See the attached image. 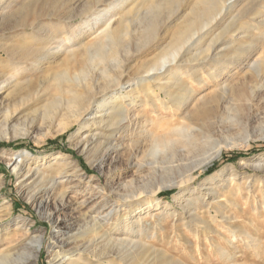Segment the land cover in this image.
Masks as SVG:
<instances>
[{"label":"rangeland","instance_id":"obj_1","mask_svg":"<svg viewBox=\"0 0 264 264\" xmlns=\"http://www.w3.org/2000/svg\"><path fill=\"white\" fill-rule=\"evenodd\" d=\"M90 1L0 0V68L1 62H6L4 70L11 75V57H16L24 49L32 52L22 68L15 72L11 85L0 91V236L4 238L0 248L17 246L32 237L39 238L41 247L33 250L36 259L29 264H54L61 256L52 259L57 249L53 246L60 242L70 246L73 237L81 242L90 235L79 236L90 216H102L107 211L108 205L103 203L119 201V196L134 195L126 199L144 203L157 199L159 202L158 209L146 207L141 211L147 214L140 215L141 223L135 228L137 235L142 229L150 231L154 238L149 234L142 236L147 237L152 248H148L141 259L133 257L120 261L115 255L121 247L118 242H112L104 249L115 256L111 264H164L162 256L174 257L180 264H264V199L261 198L264 171L258 167L264 164V115L261 110L247 123L243 120L239 124H223L210 134L212 140L203 139L212 148L208 154L213 155L217 145L221 152L204 169L193 170L189 187L195 190V196H205L210 212L202 207L200 201L195 210L187 211L188 214L184 208L185 193L181 194L179 187L167 186L169 179L158 176L160 167L166 164L167 159L162 157L168 155V150H155L156 156L141 161L136 159L138 162L133 165L134 162L127 157L128 150L119 147L117 152L105 157L101 168H98L100 155L92 156L91 145L87 149L82 148L84 135L94 133L95 126L87 133L84 130L78 132V125L59 132L57 125L45 118V105L58 94L57 74L67 67L70 51L78 54L80 44L92 43L109 21L115 26L117 19L124 14L123 24L130 35L151 19L157 24L159 36L142 49L147 51H136L132 40L123 38L125 43H130L124 63L130 72H134L138 64L169 46L173 29L166 30L164 26L167 23L179 24L182 20V7H178V2L152 7L150 0L123 3L114 0L118 4L114 7L106 4L104 8L107 11L101 17L93 14L94 7H88ZM261 2L243 0L237 6L245 7L241 18V22L248 24L245 35L253 34L251 18L257 9H261ZM49 11L60 13L62 18L43 15ZM24 18L25 26L13 27ZM221 28L214 29L197 50L183 58V68L199 64L204 55L201 50ZM123 32L121 35L125 36ZM248 36L242 40L248 41ZM228 39V45L235 43L232 36ZM222 42L223 39H219L215 46L223 47ZM46 43L54 47L53 51H48ZM40 47L44 48L39 50ZM129 79L128 84L136 82V78ZM241 79L239 75L230 84H237ZM65 83L63 81L61 85L65 87ZM209 90V87L199 88L196 94L205 95ZM255 128L260 130L253 132ZM217 139L221 141L217 142ZM21 154H26V157L16 160ZM16 166L18 173L14 171ZM28 169L30 171L26 174ZM40 174L45 178L39 181ZM215 174V180H210ZM35 181L39 182L34 186ZM213 189H217L216 194ZM35 192L37 197L30 200ZM195 219L204 221L207 228H202L203 223ZM231 228L236 234L229 232ZM244 233L249 237L243 238ZM114 237L123 238L124 235L114 233ZM68 257L56 264H67Z\"/></svg>","mask_w":264,"mask_h":264},{"label":"bare ground","instance_id":"obj_2","mask_svg":"<svg viewBox=\"0 0 264 264\" xmlns=\"http://www.w3.org/2000/svg\"><path fill=\"white\" fill-rule=\"evenodd\" d=\"M126 1L128 0H119V3ZM150 1L152 7L168 6L174 2H178V7H182L181 22L173 25L167 23L164 26L166 30L173 29L170 32L169 46L159 50L160 52L151 59L138 64L134 72H130L124 63V58L130 51V43H125L123 38L132 40V46L136 51L142 50L159 36L157 24L151 19L131 36L123 24L124 14L117 19L115 26L109 21L95 36L92 43L80 44L78 54L70 51L67 67L57 74L58 94L48 105H45L43 114L51 124L57 125L59 132L78 125V132L84 130L87 133L91 131L92 126H95L94 133L90 136L84 135L85 143L82 148L87 149L91 145L90 149L94 151L92 156L100 155L98 168H101L104 158L117 152L119 147L128 150L127 157L134 162L133 165H136V159L141 161L150 156L154 157L155 150H168L169 156L162 157L167 159L166 164H163L164 166L160 169L158 167L159 178H168L170 183L167 186L179 187L180 193H185L186 213L189 210H195L200 201L202 207H206L207 212H210V205L205 201V196L203 194L195 196V190L189 187L193 170L204 169L221 152V147L217 145L214 154H208V150L212 148H209L203 139L206 141L211 139L210 134L219 130L218 127L223 124L226 126L231 123L239 124L243 120L247 123L250 118L257 116L260 110L264 115L262 109L264 104V0H260L263 10L257 9L251 18L253 21L251 36L245 35L248 24L241 22L245 7L237 8L243 0ZM90 2L88 7H94L93 14L101 17L107 11L104 8L107 7L106 4L108 7L118 4L114 0H91ZM252 11L251 15H253ZM43 15L62 18L56 11L53 13L49 11ZM24 20L25 18L21 19V22L13 27L25 26ZM219 26L222 28L217 38L210 39L206 47L201 50L204 55L198 61L199 64L193 63L183 68V58L197 50L206 37ZM68 27L70 29L71 26ZM122 31L125 36L121 35ZM230 36L235 43L228 45ZM247 36L248 41L242 40ZM69 39L71 40L72 37ZM219 39H223V47L217 48L215 44ZM49 45L50 43H46L45 46L51 52L54 47ZM42 48L44 47H40L39 50ZM29 54L32 52L24 49L19 51L16 57H11L13 59L10 64V68L13 69L11 75L4 70L6 62H1L0 91L9 86L15 72L22 68ZM239 75L242 78L241 81L230 84ZM130 77L136 78V82L128 84ZM63 81L66 82L65 87L61 85ZM204 87H209V93L197 95V89ZM257 130L260 129L255 128L253 132ZM219 141L221 140L217 139V142ZM211 147L214 149V146ZM25 157L26 154H21L15 159L21 161ZM258 167L264 171V164ZM20 169L22 168L19 167ZM14 171L19 172L17 166ZM29 171L30 169L25 173ZM76 172L79 170L76 169ZM217 174L221 173L217 172ZM217 174L209 179L215 180ZM44 178L45 176L39 175V181ZM37 182L33 183L34 186ZM261 187L264 188L263 185ZM212 192L216 194L217 189H213ZM36 197L35 192L30 200ZM133 197L134 195L119 196V201L103 203L108 205L104 215H91L90 221L79 233L81 237L90 234L87 238L78 242L79 240L73 237L70 246L64 242L53 246L57 249L54 250L52 259L55 260L61 256L54 261V264L59 260L64 261L68 255L67 264H106L104 260L108 261L107 264H111L114 254L109 255V250L104 249L112 242L113 244L118 242L121 247L119 253L115 255L120 261L133 257L141 259L144 252L152 248L146 240L147 237L142 236V234H149L150 231L142 229L137 235L135 228L141 223L140 215L147 214L141 211L146 207L158 209L159 202L157 199H152L149 203L126 199ZM261 198L264 199V191ZM126 201L130 202L126 203ZM225 218L227 219L226 216ZM196 221L203 223L202 228H207L204 221ZM229 232L236 234L232 228ZM114 233L123 234L124 237L113 238ZM149 236L154 238L150 234ZM243 236V238L249 237L247 233ZM3 240L4 238L0 236V242ZM41 244L39 238L32 237L17 246L1 247L0 264H29L32 259H36L33 250L40 249ZM215 247L219 246L215 245ZM81 256H83L82 260ZM142 259L144 261L145 258L142 257ZM162 260L165 261L164 264H180L174 257L162 256Z\"/></svg>","mask_w":264,"mask_h":264}]
</instances>
